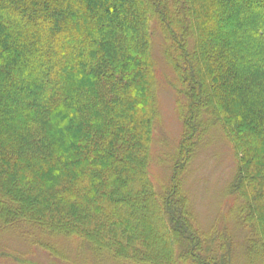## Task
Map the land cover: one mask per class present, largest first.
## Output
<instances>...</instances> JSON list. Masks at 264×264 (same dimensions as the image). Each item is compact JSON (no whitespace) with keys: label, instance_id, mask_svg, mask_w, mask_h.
Listing matches in <instances>:
<instances>
[{"label":"trees","instance_id":"trees-1","mask_svg":"<svg viewBox=\"0 0 264 264\" xmlns=\"http://www.w3.org/2000/svg\"><path fill=\"white\" fill-rule=\"evenodd\" d=\"M216 131L240 197L219 217L249 221L264 264V0H0V234L40 227L120 263L184 262L202 232L183 181Z\"/></svg>","mask_w":264,"mask_h":264},{"label":"rangeland","instance_id":"rangeland-1","mask_svg":"<svg viewBox=\"0 0 264 264\" xmlns=\"http://www.w3.org/2000/svg\"><path fill=\"white\" fill-rule=\"evenodd\" d=\"M173 5L175 7L174 3ZM152 13L155 12L152 11ZM175 18L182 19L181 15ZM154 55L157 58L155 66H158L159 69L157 73L159 79L158 105L163 114L165 125L172 133L177 134L180 129V121H178L176 113L175 94L170 88L172 69L161 58L160 51L157 50ZM222 118L225 119L223 114ZM160 136L157 129L154 137L159 139ZM230 150V144L223 140L220 132L216 131L211 137L208 148L195 155L191 161L192 164L187 169L188 172L183 182L189 196L192 220L194 218L196 229H199L202 235L198 248L191 249V253L187 255L184 262L177 258V264H199L198 259L201 260V263L205 262L203 264H223L225 262L229 264H261V254L256 250L257 246L254 240L257 239V236L248 227L249 221L244 220L242 224L236 217L232 220H222L219 217V214L228 211L232 204L231 197L226 194L232 192L235 195V202L240 198L228 187L235 167ZM163 160L169 162L166 158ZM160 168L162 169H152L157 186H160L159 181L166 182L169 177V169ZM21 228L27 232L30 231V235L28 236L25 232L23 236L0 234V246H3L9 253L2 259L7 261L0 260V264H22V262L24 264H128L118 262L110 252L106 253V250L102 248L97 249L90 242L80 241L72 235L67 238L59 234L44 232L45 230L43 231L40 227H36L39 229L38 232L36 229L24 226ZM216 229L223 230L222 235L226 233L230 236L231 234V237L235 238L234 244L224 243L225 240L221 234L215 237ZM27 239L32 241H27ZM192 239L194 240V236ZM248 247L251 248L247 251ZM262 247L264 251V244ZM228 255V261L223 262L222 259L226 260ZM195 256H198L197 261L193 258Z\"/></svg>","mask_w":264,"mask_h":264}]
</instances>
